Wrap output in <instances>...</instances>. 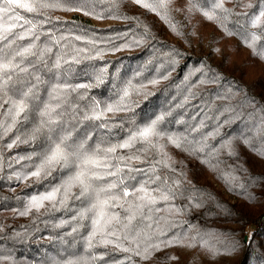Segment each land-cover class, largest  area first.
<instances>
[{
    "label": "trees",
    "instance_id": "trees-1",
    "mask_svg": "<svg viewBox=\"0 0 264 264\" xmlns=\"http://www.w3.org/2000/svg\"><path fill=\"white\" fill-rule=\"evenodd\" d=\"M35 2L52 6L0 13L5 26L17 14L31 21L14 29L6 51L36 54L0 94V264H264V59L249 47L264 50V26L251 23L264 0H222L223 8L221 0ZM21 86L32 91L29 111L6 131L4 101L19 99ZM159 116L153 147H116ZM42 120L51 122L37 133ZM61 141L79 158L32 176ZM90 156L107 159L109 168L94 169L102 176L123 169L92 181L97 191L117 183L101 199L141 185L155 197L128 239L93 236L95 196H81L78 184L63 205L61 191L55 204L31 207Z\"/></svg>",
    "mask_w": 264,
    "mask_h": 264
},
{
    "label": "snow or ice",
    "instance_id": "snow-or-ice-1",
    "mask_svg": "<svg viewBox=\"0 0 264 264\" xmlns=\"http://www.w3.org/2000/svg\"><path fill=\"white\" fill-rule=\"evenodd\" d=\"M136 3H142V0H136ZM4 7H0V13H12L15 9H22L28 13H34L38 11L39 7H48L52 5H38L35 0H3ZM145 8H151V10L155 11V8L148 4L143 3ZM218 8H223V2L221 0L220 3L216 5ZM227 11V10H225ZM87 14V13H86ZM209 19H214L213 16L205 13ZM264 17V12H261L259 16L251 21L253 25H262L264 26V20L261 18ZM14 22L4 25L0 24V94L3 96H7L10 85H17L21 82V74L28 73V69L26 67H22L24 60L29 56H35L36 54L33 52L32 47H25L22 50L15 51H6V49L11 50L14 44V40L9 39V37L14 35V29L17 27L23 28L24 24H29L31 21L25 20L23 16L15 15L11 18ZM15 21H23V23L18 24ZM31 30H29L30 32ZM16 39H23V36H16ZM255 40V37H253ZM249 47L252 48L253 54L258 55L261 59H264V50L257 51L255 43H250ZM19 58V62L17 59ZM30 62V61H29ZM59 67V64L56 65ZM19 99H12L9 97L4 101V103L9 104L11 107L8 109L9 115L12 116V124L8 126L6 131L11 130L12 127L15 126L16 122L21 118H26L27 113L29 111V103L28 100L32 96V91L29 89L28 91H23V86H21V90L18 92ZM125 96L128 95L127 92L124 93ZM2 106V105H0ZM120 106H109L107 111H119ZM52 109H46L41 113V116H48ZM97 119L99 117H96ZM164 119L163 116L157 117L155 120L151 122V124L147 125L143 129L138 130V132L132 136L128 141L123 144H120L116 147L119 148H130L133 146V143L136 140H142L150 147L151 145V137L157 136L159 133L156 131L157 125L160 121ZM51 121H41V125L36 129V132H41L47 123ZM169 142L176 145V147H180L179 139L169 137ZM12 147V145H9ZM116 147H112L106 150V155L108 153H113L116 151ZM66 146L64 142L55 144L50 148L49 154L45 156L43 163L40 167L31 173L32 176L39 177L41 172H45L46 174H50L47 170L54 168L56 165H60L63 167L67 163H69L70 156H75L79 158L76 153H69L65 150ZM261 155H264V152H261ZM135 159H140L139 156L134 157ZM129 160L133 159V157H129ZM109 164L107 159L101 160L96 158L95 156H90L86 158L82 162L81 168L75 173L73 177L66 181L61 188L54 189L52 192L33 197L31 200V207L36 208L37 210L43 206L44 201H51L55 204L56 195L58 192L63 191L64 198L59 201L61 205L65 204L66 200L69 198V193L73 185L78 184L81 188L80 195L84 196L86 194L95 196V203L92 204L91 208L87 211L93 212L94 219L93 223V236L99 234L103 237L102 242L105 244L115 243L114 240H109L107 237H115L116 240L120 239V233H124V239H128V234L135 230V226L132 225V221L137 219V215L142 216V209L147 207L150 204H154L155 197L151 195L148 188L145 185H141L139 188L134 189L133 191H128L124 189L120 195H106L104 199H101V194H108L112 192V190H116L118 185L117 183H110L106 188H101L98 191L92 187L93 180L103 179L104 176H118V174L123 171V169L117 168L115 171H106L103 176L95 171L96 168H109ZM129 170L132 171L129 165ZM137 171H139L137 169ZM157 180L160 177H156ZM154 182V181H153ZM122 184V181H119ZM148 182H146L147 184ZM129 197H135V200L125 199ZM162 199H167L166 195L161 197ZM127 205V207H125ZM122 208L126 215L121 217L119 212H110L109 208ZM119 248V244L116 245ZM122 251H135V249L124 248ZM137 255L140 253L137 251Z\"/></svg>",
    "mask_w": 264,
    "mask_h": 264
}]
</instances>
